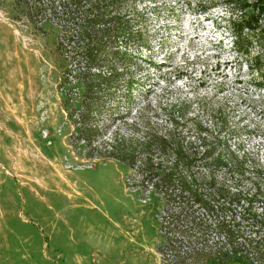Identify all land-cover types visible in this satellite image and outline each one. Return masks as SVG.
I'll use <instances>...</instances> for the list:
<instances>
[{"label":"rangeland","instance_id":"374dc122","mask_svg":"<svg viewBox=\"0 0 264 264\" xmlns=\"http://www.w3.org/2000/svg\"><path fill=\"white\" fill-rule=\"evenodd\" d=\"M24 1L0 0V264H162L161 201L142 192L134 169L78 139V115L65 102L76 90L61 85L56 32L39 29ZM139 6L148 43L135 49L133 97L120 102L109 138L140 116L161 130L173 118L179 130L228 118L223 135L264 178L263 79L233 46L235 5Z\"/></svg>","mask_w":264,"mask_h":264},{"label":"trees","instance_id":"16d2710c","mask_svg":"<svg viewBox=\"0 0 264 264\" xmlns=\"http://www.w3.org/2000/svg\"><path fill=\"white\" fill-rule=\"evenodd\" d=\"M144 0H25L30 20L57 36L61 85L85 146L115 159L140 176L142 192L161 201L158 211L162 264H264V178L246 150L223 135L228 118L201 119L179 130L144 116L129 132H111L122 99L132 100L130 67L148 41L141 29ZM240 14L228 20L237 53L247 58L264 87V0H226ZM136 63V62H135ZM222 109L210 108L212 119ZM103 142L99 148L97 143Z\"/></svg>","mask_w":264,"mask_h":264}]
</instances>
